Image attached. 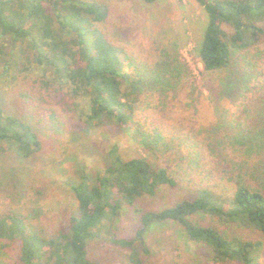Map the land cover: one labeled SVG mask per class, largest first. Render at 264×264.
<instances>
[{
    "label": "trees",
    "instance_id": "obj_1",
    "mask_svg": "<svg viewBox=\"0 0 264 264\" xmlns=\"http://www.w3.org/2000/svg\"><path fill=\"white\" fill-rule=\"evenodd\" d=\"M194 1L204 14L196 55L205 70H228L235 51L254 45L264 33L258 25L264 17V0ZM107 15L106 5L96 0H0V63H4L0 78L12 68L27 71L34 62L39 71L36 82L43 89L53 90L56 96L64 92L61 99H85L86 109L79 113L84 123L93 127L115 123L129 130L137 145L164 152L173 138L165 139L157 129L149 128L139 111L151 93L167 95L175 90L185 70L170 58L153 68L136 65L98 29L97 23ZM23 97V110L36 115L43 99L30 94ZM50 110L54 116L55 110ZM255 113L247 124L221 113L183 131L191 149L181 157L184 166L191 153H198L193 141L199 137L211 152L223 145L244 147L249 161L257 156L264 164V101ZM37 147L31 126L5 113L0 104V151L28 157ZM107 155V165L93 179L80 171L64 181L76 201V213L54 233L30 226L16 213L0 215V240L16 244L12 264H90L87 244L102 232L129 251L132 264H141L135 244H143L150 227L164 221L175 222L187 240L207 247L215 264H262L264 179L256 182L250 177L252 171L241 164L235 175L188 182L191 187L184 197L159 210L140 212L134 236L126 239L112 229L122 213L161 186L173 188L178 183L167 169L154 166L144 156L123 158L116 144ZM197 214L216 218L230 231L194 221L192 216Z\"/></svg>",
    "mask_w": 264,
    "mask_h": 264
},
{
    "label": "rangeland",
    "instance_id": "obj_2",
    "mask_svg": "<svg viewBox=\"0 0 264 264\" xmlns=\"http://www.w3.org/2000/svg\"><path fill=\"white\" fill-rule=\"evenodd\" d=\"M96 1L108 9L106 19L97 23L98 29L136 65L153 68L170 58L173 65L184 68L185 74L175 90L167 95L151 93L139 111V117L149 128L157 129L165 139L173 138V142L161 152L137 145L129 130L115 123L89 126L79 117L86 109L85 99H61L64 92L56 96L53 90L43 89L36 82L39 71L34 62L27 71L12 68L0 78L1 108L31 126L38 147L28 157L10 150L0 151V215L16 213L30 226L54 233L76 213V201L64 181L80 171L93 179L107 165V153L114 144L123 158L144 156L154 166L167 169L178 183L173 188L161 186L154 195L144 196L122 213L112 229L118 237L126 239L134 236L140 212L170 205L184 197L190 184L200 178L235 175L238 167L244 165L248 172L252 171L250 177L256 182L263 180L261 158L251 156L249 161L243 155L244 147L223 145L211 152L199 137L193 141L197 142L198 153H191L187 166L181 157L191 151L183 131L189 132L199 121L207 122L218 114L228 113L247 124L256 114L264 101V33L254 45L235 51L228 70L208 71L196 55L204 22L202 8L196 1ZM258 25L264 29V17ZM224 29L231 33L228 26ZM3 65L1 62L0 71ZM23 94L43 99L36 115L23 110ZM50 109L55 110L54 116ZM192 218L230 231L209 215L197 214ZM135 245L141 264H215L208 248L187 240L180 226L172 221L152 225L144 235V243ZM87 255L90 264H132L129 251L110 242L103 232L88 242ZM16 257V244L0 240V264H12ZM261 263L264 264V250Z\"/></svg>",
    "mask_w": 264,
    "mask_h": 264
}]
</instances>
